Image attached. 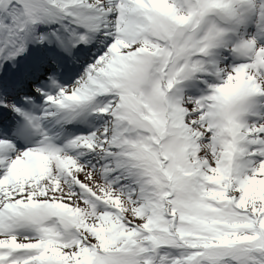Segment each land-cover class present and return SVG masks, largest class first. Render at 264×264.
I'll list each match as a JSON object with an SVG mask.
<instances>
[{"label": "snow or ice", "instance_id": "6c2138e0", "mask_svg": "<svg viewBox=\"0 0 264 264\" xmlns=\"http://www.w3.org/2000/svg\"><path fill=\"white\" fill-rule=\"evenodd\" d=\"M0 264H264V0H0Z\"/></svg>", "mask_w": 264, "mask_h": 264}]
</instances>
